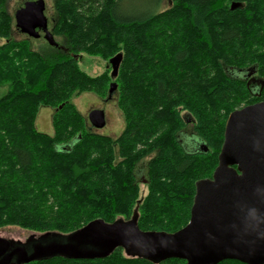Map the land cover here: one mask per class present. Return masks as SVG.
<instances>
[{"label": "trees", "instance_id": "1", "mask_svg": "<svg viewBox=\"0 0 264 264\" xmlns=\"http://www.w3.org/2000/svg\"><path fill=\"white\" fill-rule=\"evenodd\" d=\"M5 1L0 228L67 236L94 220L112 224L134 215L144 232L183 228L195 184L218 164L227 117L264 101V0H167L165 8L166 0H52L49 32L62 44L45 52L31 49L29 39H11ZM80 54L117 60L124 129L114 139L93 132L70 103L83 92L109 95L112 77L86 75ZM42 107L54 110L52 135L35 127ZM187 123L196 136L191 151L179 139ZM144 159L147 193L140 200L135 168ZM23 264L185 262L124 257L117 248L106 258Z\"/></svg>", "mask_w": 264, "mask_h": 264}, {"label": "water", "instance_id": "2", "mask_svg": "<svg viewBox=\"0 0 264 264\" xmlns=\"http://www.w3.org/2000/svg\"><path fill=\"white\" fill-rule=\"evenodd\" d=\"M13 17L20 33L39 38L41 32L56 47L47 29L43 0L23 2ZM109 63L115 75L117 60ZM114 90L112 83L109 95ZM88 121L93 129L104 126L103 114L97 110L88 114ZM202 149L206 151L203 145ZM35 243L32 254L16 264L52 256L106 258L117 248L128 257L154 263L178 259L185 264H264V101L227 117L218 164L210 179L195 184L189 221L180 230L144 232L138 229L134 215L129 221L112 224L94 220L67 236L47 235Z\"/></svg>", "mask_w": 264, "mask_h": 264}, {"label": "rangeland", "instance_id": "3", "mask_svg": "<svg viewBox=\"0 0 264 264\" xmlns=\"http://www.w3.org/2000/svg\"><path fill=\"white\" fill-rule=\"evenodd\" d=\"M25 1H36V0H6L4 3V10L11 16V39L16 41H21L24 39H29L31 49L36 51H49L50 48H54L48 44V42L43 38V34L40 32L39 38H30L22 33L15 27L14 23V13L16 9ZM44 1V16L47 19V29L50 31L53 21V9H52V0H43ZM168 5L167 0L164 3V8ZM57 44H62L61 39H54ZM5 44L4 39H0V46ZM77 63L79 69L84 72L89 77H98L103 74H107L111 78V84H115V90L112 94L106 95L105 97H99L90 92H83L78 95H73L70 98V103L76 108L79 114L89 123L88 114L97 110L103 114L104 117V126L101 129H92L93 132L108 136L112 139L118 137L124 129V118L122 111L118 106V87L115 80V75H113V69L108 60H102L96 56H90L86 54H80L77 57ZM109 84V85H111ZM9 86L7 84L0 85V97L6 93ZM109 89V88H108ZM54 110L49 108H40L37 117L35 120L36 129L43 134L52 135V117ZM191 123H187V126L184 131L179 134V139L182 142L183 147L186 151H191L195 144L196 136L192 132ZM148 159L142 160L135 168V175L138 181L139 186V198H142L147 193L146 183L143 181L146 179V165ZM40 234L23 230L15 226H6L0 228V238L10 241V242H21L25 244L30 239L31 243L36 241H42V238H38ZM45 238H43L44 240ZM36 244V243H35ZM123 256L126 255L122 252ZM128 257V256H127Z\"/></svg>", "mask_w": 264, "mask_h": 264}, {"label": "flooded vegetation", "instance_id": "4", "mask_svg": "<svg viewBox=\"0 0 264 264\" xmlns=\"http://www.w3.org/2000/svg\"><path fill=\"white\" fill-rule=\"evenodd\" d=\"M246 77L248 79L251 78L250 76ZM143 183H146L145 180L143 181ZM47 235L54 236V234L51 233H43L40 234L38 238H42L43 236ZM34 246L36 245L34 243H31L30 239L28 242L26 241L25 244H21V242H10L0 238V263L16 264L18 261H21L28 255H31ZM122 252L124 253L123 250Z\"/></svg>", "mask_w": 264, "mask_h": 264}]
</instances>
